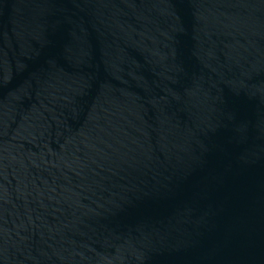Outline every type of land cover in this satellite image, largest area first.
I'll return each instance as SVG.
<instances>
[{"label":"water","instance_id":"95a60500","mask_svg":"<svg viewBox=\"0 0 264 264\" xmlns=\"http://www.w3.org/2000/svg\"><path fill=\"white\" fill-rule=\"evenodd\" d=\"M0 264H264V0H0Z\"/></svg>","mask_w":264,"mask_h":264}]
</instances>
